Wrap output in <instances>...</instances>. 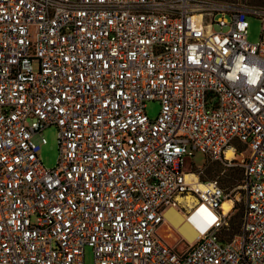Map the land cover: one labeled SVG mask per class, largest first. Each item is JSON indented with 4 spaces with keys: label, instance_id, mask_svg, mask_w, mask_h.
Instances as JSON below:
<instances>
[{
    "label": "built area",
    "instance_id": "built-area-1",
    "mask_svg": "<svg viewBox=\"0 0 264 264\" xmlns=\"http://www.w3.org/2000/svg\"><path fill=\"white\" fill-rule=\"evenodd\" d=\"M50 125L54 167L39 155ZM196 151L243 167L228 239L235 200L182 170ZM179 205L198 233L187 248L161 231ZM86 247L92 264H264V5L0 0V264H86Z\"/></svg>",
    "mask_w": 264,
    "mask_h": 264
},
{
    "label": "rangeland",
    "instance_id": "rangeland-1",
    "mask_svg": "<svg viewBox=\"0 0 264 264\" xmlns=\"http://www.w3.org/2000/svg\"><path fill=\"white\" fill-rule=\"evenodd\" d=\"M253 3V0H249ZM264 4V3H261ZM249 27H248V39L253 43H257L260 41L262 36V21L257 16H249ZM160 110V102L158 100H150L147 103V112L150 116H157ZM42 136L47 139L46 143L41 144V149L39 151V155L41 157L42 162L47 167H54L57 163L59 157V139H58V127L56 125H50L46 127ZM35 139L37 141H41L40 136H36ZM241 155H237V158H240ZM238 160V159H236ZM182 170L184 172L189 171H201V179H217L218 182L226 189L228 193H230V198L235 200V207L230 214L236 215L238 213H242L245 208V188L243 187V167L239 164L233 165H225L220 160L213 159L211 156L201 152L196 151L194 155L185 154L183 156L182 161ZM234 170L235 172V182L230 184L228 182V178L230 176V171ZM194 195V194H193ZM195 196V195H194ZM196 197V196H195ZM188 201L187 203H193L194 201ZM182 208V209H181ZM181 209V210H180ZM182 213L183 207L179 205L177 209H175ZM183 214V213H182ZM166 223L170 222L167 220ZM174 230H177L179 235H174ZM232 230L223 229L221 231V236L227 238L231 234ZM169 236L167 237L171 243H175L182 248H187L191 242L177 229V227L171 226L170 230L166 231ZM94 258L93 250L91 247H86L85 249V261L86 264H92Z\"/></svg>",
    "mask_w": 264,
    "mask_h": 264
},
{
    "label": "bare ground",
    "instance_id": "bare-ground-1",
    "mask_svg": "<svg viewBox=\"0 0 264 264\" xmlns=\"http://www.w3.org/2000/svg\"><path fill=\"white\" fill-rule=\"evenodd\" d=\"M227 155L229 157L233 156V150L230 148L227 151ZM195 175L193 173L188 174V177H194ZM177 199L180 203L185 206L187 211H190L194 205L198 203V198L195 197L192 193H186V194H179L177 196ZM185 199L189 201H194L193 203H187L188 201H185ZM223 206L226 210H229L232 206V199H226L223 203ZM166 216L170 222L163 224L161 231L162 233L168 237L169 234L166 233V231L170 230L171 226L177 227V229L181 232V235H183L185 238L189 240V242H193L195 238L197 237L198 233L195 228H193L190 224L185 222V216L181 212L175 210L174 208L169 209L166 212Z\"/></svg>",
    "mask_w": 264,
    "mask_h": 264
},
{
    "label": "trees",
    "instance_id": "trees-1",
    "mask_svg": "<svg viewBox=\"0 0 264 264\" xmlns=\"http://www.w3.org/2000/svg\"><path fill=\"white\" fill-rule=\"evenodd\" d=\"M253 1L257 2L260 5H264V4H261V3H264V0H253ZM229 174H230V176L228 178V182H230V184H233L235 182V178H236L234 170L230 171ZM200 177H201V175H200ZM204 180H206V179H204ZM243 214H244V211L242 213H238V214L232 215L230 217L228 230L230 229V230H232V232L227 238H224L220 235L221 239H223V240L228 239L231 236H233V234L237 233L240 230L242 219H243ZM173 234L175 236L179 235L177 230H174Z\"/></svg>",
    "mask_w": 264,
    "mask_h": 264
}]
</instances>
